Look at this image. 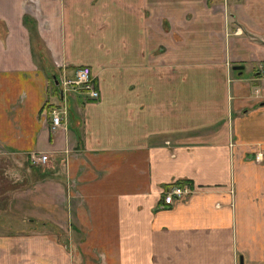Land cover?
Here are the masks:
<instances>
[{"label":"crops","instance_id":"crops-1","mask_svg":"<svg viewBox=\"0 0 264 264\" xmlns=\"http://www.w3.org/2000/svg\"><path fill=\"white\" fill-rule=\"evenodd\" d=\"M0 19V154L48 173L13 190L31 218L0 264H264V0H0ZM82 65L100 98L53 124L46 72Z\"/></svg>","mask_w":264,"mask_h":264},{"label":"rangeland","instance_id":"rangeland-1","mask_svg":"<svg viewBox=\"0 0 264 264\" xmlns=\"http://www.w3.org/2000/svg\"><path fill=\"white\" fill-rule=\"evenodd\" d=\"M58 73L60 76L63 74V72L59 71ZM250 74L253 73L251 70L249 71V68L244 71V75ZM46 75L50 86H54L53 75L52 77H49V72L48 74L46 72ZM71 94H74V96H76L80 101L85 97V94L70 92L67 96L66 105H68V103L71 105L77 101V99H74ZM53 99L56 101L55 97ZM32 164L31 159L27 158V156L19 157L0 154V234L18 235L26 232L23 228L28 227L27 224L29 223V219L31 217H25L9 210V200L13 190L28 186L29 181L34 180L39 176L31 171ZM40 222L34 221L33 223L40 224ZM46 229L45 231H47ZM28 233H31V231ZM61 238L66 239L63 236H61Z\"/></svg>","mask_w":264,"mask_h":264},{"label":"built area","instance_id":"built-area-1","mask_svg":"<svg viewBox=\"0 0 264 264\" xmlns=\"http://www.w3.org/2000/svg\"><path fill=\"white\" fill-rule=\"evenodd\" d=\"M226 1V0H224ZM259 76L264 79V60L259 63L258 66ZM61 88L63 89L64 95L69 94L70 92H86L87 96L91 100H98L100 98V92L95 86V80L91 74L89 66L82 65L77 67L74 70L72 76H68L66 72H63L61 75ZM65 99V98H64ZM68 112V107L66 105V99L64 104L53 106L50 110L52 115L53 124H58L63 116H66ZM261 153H257L255 158L260 160ZM30 159L34 163H44L47 159L46 154L32 152L30 154ZM191 192V188L188 184H178L172 185L164 189L163 193L165 194L164 200L166 203H172L175 197H183Z\"/></svg>","mask_w":264,"mask_h":264},{"label":"trees","instance_id":"trees-1","mask_svg":"<svg viewBox=\"0 0 264 264\" xmlns=\"http://www.w3.org/2000/svg\"><path fill=\"white\" fill-rule=\"evenodd\" d=\"M27 25L29 26V29L31 30V36L33 38H36L37 40H39V35H38V32H37L35 24L31 23V22L30 23L27 22ZM5 34H6V27H5L4 23H3V21L0 19V36L4 37ZM47 74H48V72H47ZM52 75H55L60 80V77H59L60 75H59L58 71L57 72H55V71L54 72H49V77H52ZM47 174L48 173H46V172H44V173L42 172V173L39 174V177H45Z\"/></svg>","mask_w":264,"mask_h":264},{"label":"water","instance_id":"water-1","mask_svg":"<svg viewBox=\"0 0 264 264\" xmlns=\"http://www.w3.org/2000/svg\"><path fill=\"white\" fill-rule=\"evenodd\" d=\"M242 68H243L242 65H235L234 66V69H242ZM53 77H54V83L56 84V86H58V84H59L58 78L55 75H53ZM57 90H58L59 94L61 96H63V90H62V88L60 86L57 87Z\"/></svg>","mask_w":264,"mask_h":264}]
</instances>
